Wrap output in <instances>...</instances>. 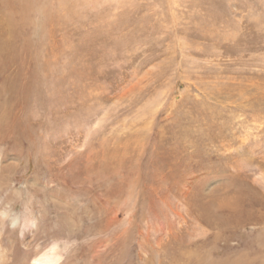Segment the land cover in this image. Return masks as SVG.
<instances>
[{
    "label": "rangeland",
    "instance_id": "obj_1",
    "mask_svg": "<svg viewBox=\"0 0 264 264\" xmlns=\"http://www.w3.org/2000/svg\"><path fill=\"white\" fill-rule=\"evenodd\" d=\"M27 9L9 69L32 68L35 87L0 94V264L55 243L71 264H175L192 239L209 243L188 264H264V0ZM195 152L211 165L182 175ZM188 189L231 196L239 224L214 240Z\"/></svg>",
    "mask_w": 264,
    "mask_h": 264
},
{
    "label": "bare ground",
    "instance_id": "obj_2",
    "mask_svg": "<svg viewBox=\"0 0 264 264\" xmlns=\"http://www.w3.org/2000/svg\"><path fill=\"white\" fill-rule=\"evenodd\" d=\"M27 8H29V0H0V78H1L0 94H1V96H6V98H7V96H10L12 94L11 91H13L15 84L22 82V80L27 83V79H28L29 80L28 83H31V85L34 86V82H33L34 71L32 68L29 69L30 75L27 73L28 71L26 70L27 69L26 67H22L21 69H20V67H16L19 70L16 71L15 74H13L9 69L12 65L11 63L13 62V60L15 58H17V56H18V54L15 53V49L17 47L16 38L24 40V37L22 34L24 31H22L20 33L19 31H17V29H20V30L24 29V24H26L25 20H27V18H28V12H27L28 9ZM58 17L59 16L56 17V15H54V14H48V15H44V20L45 21L49 20V21H51V23L53 21V23H54V22H56V19H58ZM25 50H26V48H22L20 50V53H23ZM19 62L24 63L23 60H21ZM4 72H6L5 74H7V75H5V74L3 75ZM35 77H36V75H35ZM18 79H21V80L18 81ZM196 140H195V143H196ZM146 143H147L146 147H148L150 144V141L147 140ZM210 149H211L210 152L213 153L214 150H212V148H210ZM212 153H209V154H212ZM207 154H208V152H207ZM209 154H208V160H206V159H203L204 157L202 158L200 156V154L198 155V153H196V155H198V158L201 157V158H199V161L198 162L196 161V163H195L193 160L190 163H186V162L183 163L182 164L183 165L182 170H184V171L181 172V174L185 175V173L187 171L188 172L189 171L194 172L195 170H201L202 168L204 169L206 166L211 165L212 157ZM177 164L180 165V159L178 160ZM179 177H181V176H179ZM179 179H181V178H179ZM191 185L194 188L193 183ZM199 191L200 190L194 191V193H193L192 189H188V193H190V195L188 193L187 194H178V195H179L180 199L182 200V202L187 206L188 211L190 213H192L193 219H197L202 224H205L206 226L215 230V231H213L212 237L214 240H216L219 237V233L222 234V232L219 231V228H222L223 226L225 227L226 224L227 225L229 224V226H234L235 223H236V225L239 224V220L235 218V215H236V211L238 209H242V206H240L239 204H236L234 199L231 196L229 197L227 194L223 195V193H221V194L216 195L215 193H211V192L202 194ZM238 200L239 199H236V201L239 203ZM187 224L189 227L190 224L189 223H187ZM227 225H226V227H227ZM184 227L177 226L176 227L177 233L180 234L182 231V228H184ZM185 230H186V228H185ZM20 232H21V235L23 236L24 230L22 229V231H20ZM201 235H203V234H201ZM208 243L209 242H208V240L206 241V239H197V240L192 239L191 241H181V242H179V244H176L172 248L174 250V252H171V250H170L168 254H170L173 261L176 262L175 264H188L190 259H192L195 256L197 258L200 256L199 253H197L199 255V256H197L195 254L196 251H194V250L195 249L201 250L202 248H204V246L208 245ZM65 246L66 245H63V247H65ZM63 247H62V245L57 244V243L52 244L48 249H45L43 252L35 254V256L32 259L31 264H55V261L59 259V256L57 255V253ZM192 249H194V250H192ZM68 258H69V256L67 255V257L64 261V264H71ZM5 259H6V255L0 251V263L4 262ZM192 260H195V259H192ZM195 261L197 262V260H195ZM202 261H203V257H202Z\"/></svg>",
    "mask_w": 264,
    "mask_h": 264
},
{
    "label": "clouds",
    "instance_id": "obj_3",
    "mask_svg": "<svg viewBox=\"0 0 264 264\" xmlns=\"http://www.w3.org/2000/svg\"><path fill=\"white\" fill-rule=\"evenodd\" d=\"M72 247V244L66 245L65 247L61 248L57 255L59 256V259L55 261V264H64V261L69 254V251Z\"/></svg>",
    "mask_w": 264,
    "mask_h": 264
}]
</instances>
